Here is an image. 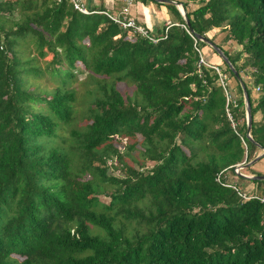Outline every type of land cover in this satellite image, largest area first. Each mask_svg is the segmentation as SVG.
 Returning a JSON list of instances; mask_svg holds the SVG:
<instances>
[{
    "label": "trees",
    "instance_id": "16d2710c",
    "mask_svg": "<svg viewBox=\"0 0 264 264\" xmlns=\"http://www.w3.org/2000/svg\"><path fill=\"white\" fill-rule=\"evenodd\" d=\"M172 1L190 26L163 4L177 21L155 42L70 0H0V264H264V180L235 172L264 151V0ZM83 66L86 162L47 144Z\"/></svg>",
    "mask_w": 264,
    "mask_h": 264
},
{
    "label": "rangeland",
    "instance_id": "374dc122",
    "mask_svg": "<svg viewBox=\"0 0 264 264\" xmlns=\"http://www.w3.org/2000/svg\"><path fill=\"white\" fill-rule=\"evenodd\" d=\"M138 1V0H137ZM149 2V1H147ZM122 7V6H121ZM197 7V5L193 4L191 8H195ZM131 12V11H130ZM219 33V29H214L211 32H209L210 36H214L216 34ZM222 37L218 36V41H220ZM227 47H232V51L235 50V47H233L232 44H228ZM26 54L24 55L25 57L28 56V54H30L29 56H36L34 52L29 51V47L25 48ZM48 61L44 58L40 59L39 61H36V63L38 64H42V65H46ZM84 69V72L82 73H77L76 77L71 80L70 86L69 87H73L76 92H77V113H76V117L75 119L71 122V124H61L58 127L57 130V135L53 138H48L47 139V144L48 147H60V148H64L66 150H71L73 152V154L76 157V153L77 156L82 160V162H86L85 159L83 158V154H82V146L80 144V139H78L77 137H75L72 134V131L75 130L77 132H84L87 129L88 124L90 123V117L87 113L86 110V106L87 104L85 103L86 100H88V96H87V90L89 89L90 85H88L87 81V74L89 72H91V70H87L86 67H82ZM86 69V70H85ZM36 81L37 83H39L40 88L45 90V91H49L54 89L57 86V81L51 79L49 76H44L42 78H37L34 76H30L29 77V83L32 82V87H35L37 85V83H35L34 81ZM229 83H231L232 85H235V81L233 79L229 80ZM127 89H132L131 85H127V84H123ZM123 91H125L124 88H122ZM43 105V104H41ZM42 107L47 108L46 105H43ZM43 108V110H44ZM45 111V110H44ZM247 115V114H246ZM247 118V116H246ZM257 120L260 119V116L258 115L256 117ZM243 119L241 118V121ZM76 152V153H75ZM264 154L263 152H260L259 155ZM248 168V170L243 171L244 169ZM236 170V169H235ZM243 170L241 172L246 173V175L248 176H254V175H258L256 173H262L264 174V155L263 157H261L257 162L251 163V161L246 164L245 168H243ZM91 174L86 175V179L89 178ZM231 181H233L234 179H236V177L232 174V172H229L227 175ZM257 181V180H255ZM251 182H245V184L250 186ZM264 187V186H263ZM262 187V188H263ZM107 189L105 187H101L100 189H98V195L100 197V199L103 202H109V196L107 195ZM132 225L131 229L134 228L136 225L135 222H131L130 223ZM17 257L19 260H22V257L19 256H15Z\"/></svg>",
    "mask_w": 264,
    "mask_h": 264
},
{
    "label": "crops",
    "instance_id": "0c3cea01",
    "mask_svg": "<svg viewBox=\"0 0 264 264\" xmlns=\"http://www.w3.org/2000/svg\"><path fill=\"white\" fill-rule=\"evenodd\" d=\"M124 1L125 0H83V2L92 9H105L111 12H118L121 6L124 5ZM155 1L158 3L154 1L147 2L138 0L130 7V11L133 18L145 26L150 32L157 34L161 33L164 27H169L174 21H177V16L172 14L167 6L163 5L169 2H165L164 0ZM243 171H245V169ZM244 174L246 175V173ZM248 188L249 190H254L255 186L254 184H250Z\"/></svg>",
    "mask_w": 264,
    "mask_h": 264
},
{
    "label": "built area",
    "instance_id": "2783aa9c",
    "mask_svg": "<svg viewBox=\"0 0 264 264\" xmlns=\"http://www.w3.org/2000/svg\"><path fill=\"white\" fill-rule=\"evenodd\" d=\"M74 6V8L83 13V14H91V13H101V14H105L107 15L110 19H112L115 23L119 24L121 27H123L124 29H131L133 30L134 32L138 33V34H141L145 37H148L150 38L151 40L153 41H158L159 38L157 37H154L151 35L150 31L145 27L143 26L141 23H139L135 18H133L131 16V12H130V7L137 1V0H125L124 1V5L121 7V9L118 11V12H111V11H108V10H98V9H92L90 7H88L85 2H83V0H70ZM185 28L186 26L183 25ZM169 28V27H167ZM202 61L208 65L209 67H214L216 68L218 71L219 69L215 66H211L210 64L206 63L203 59ZM229 117L232 119V116L231 114L229 113ZM245 161L242 162V163H238L235 165V172L239 175L241 174H244L242 171V165H244ZM221 174L222 172L220 173L219 177H218V180L220 181V178H221ZM228 175V174H227ZM226 175V176H227ZM245 175V174H244ZM242 176V175H241ZM228 177V176H227ZM224 186H228V187H233L234 189L238 190L239 194L246 198V199H250V198H253L255 196H252V195H248L246 192H241L237 186L235 185V182L231 181L229 179V183H222ZM259 198L262 202H264V196L262 197H257Z\"/></svg>",
    "mask_w": 264,
    "mask_h": 264
},
{
    "label": "water",
    "instance_id": "95a60500",
    "mask_svg": "<svg viewBox=\"0 0 264 264\" xmlns=\"http://www.w3.org/2000/svg\"><path fill=\"white\" fill-rule=\"evenodd\" d=\"M164 1L165 2H169V3H175L179 7L181 13L183 14L184 19L186 20L187 25L190 26V21L188 20V17L186 15V11H185V9H184V7H183L182 4H180L179 2L172 1V0H164ZM200 38L202 40H204V41L206 40L202 36H200ZM208 43H209L210 46H212L214 49H216L219 52V54L224 58V60H226V62H228L230 64L231 68L234 70L233 65L230 63V60L223 53V51L221 49H219V47L217 45L211 43L210 41H208ZM236 74H238V73H236ZM244 90H245V88H244ZM244 93H245L246 114H247L246 115L247 116V135L249 137H251V128H252V124H253L252 108H251V104H250L249 97H248L247 93L246 92H244ZM263 155L264 154H261V155L257 156L254 160L251 161V163L257 162L261 157H263ZM245 166L246 165H242V168H245ZM241 175L244 176V177H246V178H249V179L264 180V174H259V175H254V176H248V175H244V174H241Z\"/></svg>",
    "mask_w": 264,
    "mask_h": 264
}]
</instances>
